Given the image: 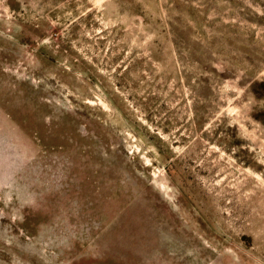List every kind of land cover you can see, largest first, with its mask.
Returning <instances> with one entry per match:
<instances>
[{
	"label": "rangeland",
	"instance_id": "rangeland-1",
	"mask_svg": "<svg viewBox=\"0 0 264 264\" xmlns=\"http://www.w3.org/2000/svg\"><path fill=\"white\" fill-rule=\"evenodd\" d=\"M0 264H264V0H0Z\"/></svg>",
	"mask_w": 264,
	"mask_h": 264
}]
</instances>
